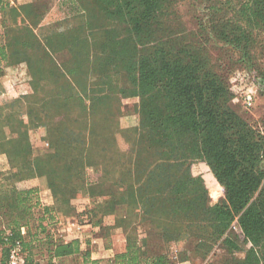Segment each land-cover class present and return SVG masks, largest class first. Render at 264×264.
<instances>
[{
	"label": "trees",
	"instance_id": "trees-1",
	"mask_svg": "<svg viewBox=\"0 0 264 264\" xmlns=\"http://www.w3.org/2000/svg\"><path fill=\"white\" fill-rule=\"evenodd\" d=\"M70 1L71 26L40 38L32 28L47 3L0 0V72L3 63L25 62L31 76L30 94L0 104V155L10 167L0 176V264L16 242L25 264L71 256L80 264H171L164 245L176 246L179 261L214 249L221 255L210 264H264V118L254 124L238 113L229 80L254 72L264 96L254 51L264 0ZM184 3L190 27L177 10ZM123 99L137 100L135 129L116 123ZM34 129L47 143L37 157ZM88 168L106 183L90 188L95 200L77 214L70 201L89 194ZM28 177H45L52 205L37 187L17 189ZM218 186L223 197L210 204ZM66 215L93 227L112 217V228L127 233L125 250L91 260L88 242L54 237Z\"/></svg>",
	"mask_w": 264,
	"mask_h": 264
},
{
	"label": "rangeland",
	"instance_id": "rangeland-1",
	"mask_svg": "<svg viewBox=\"0 0 264 264\" xmlns=\"http://www.w3.org/2000/svg\"><path fill=\"white\" fill-rule=\"evenodd\" d=\"M47 3L48 10L43 14L38 23L32 28L35 34L38 37L42 38L48 32H52L53 30L63 29L64 27L71 26V19L67 21L69 17H71V11L74 12L75 5L70 0H35V1H27V0H19L17 3L13 2V7H18L21 5L29 4V3ZM177 10L183 18V22L188 27L191 26V22L189 21L190 10L186 3L180 4L177 6ZM40 12V11H39ZM26 24V23H25ZM259 58V64L264 68V35L260 36L259 45L254 50ZM57 55L56 59L65 60V57H60ZM1 72H0V99L3 102H9L12 100H16L18 98L24 97L25 95L30 94V81L31 76L28 72L27 65L25 62L1 64ZM254 74V72H252ZM252 73H248L246 70L237 71L234 75L229 77L230 83L232 87L235 88V97L232 99V103L235 106V109L240 113L243 117H245L249 122L257 123L258 121L264 118V96L257 90L254 80H252ZM24 119V118H23ZM138 114H137V100L136 99H123L120 103V114L116 116V123L121 129H135L138 126ZM14 133H12V137ZM29 139L31 142V146L33 148V156H41L40 154H44L47 151V143L42 141L39 137L38 130H30ZM119 145L121 148H124V145L120 138H118ZM6 156L0 155V176L4 174V168L8 161H6ZM99 175L95 171L94 168H88L86 170V177H84L82 184L83 187L89 189V194L87 195H77L74 197L70 204L75 208V213H80L85 211L86 208L91 207L93 204V200L95 198H91L92 192H96L98 190V182L99 185L103 188L105 186L104 183L106 181L99 180ZM23 179V178H22ZM80 185V183L78 184ZM37 186L39 190V197L43 200L44 203H50L49 206L52 205V194L50 189L47 187V181L45 177L37 178H24L16 182L17 189H29ZM90 188L93 189L90 192ZM90 195V196H89ZM223 197V189L221 187H216L214 191L209 193V202L213 204L217 202L219 199ZM97 200H100L98 198ZM123 215H126L123 212ZM130 219V224L136 223L135 217L131 214L128 216ZM80 219V218H79ZM85 221V219H80ZM114 219L112 217H108L107 219H103V224L105 225H113ZM236 227V224H235ZM233 229V228H232ZM40 230V229H39ZM118 230H120L118 228ZM235 231V229H233ZM36 229H33V233ZM42 238V234L39 235ZM40 238V239H41ZM208 250L203 248L202 253H207ZM221 255L217 252H214V249L209 251L203 259H194L193 261H214ZM202 258V257H201ZM210 264V262L208 263Z\"/></svg>",
	"mask_w": 264,
	"mask_h": 264
},
{
	"label": "crops",
	"instance_id": "crops-1",
	"mask_svg": "<svg viewBox=\"0 0 264 264\" xmlns=\"http://www.w3.org/2000/svg\"><path fill=\"white\" fill-rule=\"evenodd\" d=\"M19 0H9L10 4L13 2H18ZM29 2L35 0H27ZM3 101L0 99V104ZM4 156V155H3ZM7 161V160H6ZM4 170V174L10 170L9 164L7 162ZM37 187V186H35ZM40 190V188H39ZM41 203L48 205L50 203H44L40 198ZM38 213L35 216L41 214V210H36ZM39 217V216H38ZM109 216H104L103 219H107ZM82 218L75 216H60V220L56 222V229H52L54 237L60 238L64 242L71 241L73 239H78L81 242L82 248L89 245L88 250L90 251V259L94 261L104 262L110 260L114 257L116 253L123 252L126 245L127 233L112 228L111 225H105L102 227H93L85 222L79 221ZM141 234V231H139ZM143 237V235H142ZM86 242H88L86 244ZM177 248L175 245L170 247L163 246L161 253H168L169 257L172 259L171 264H208L211 261H179L176 256ZM77 257H68L63 259V261H52L51 264H80L81 261H73Z\"/></svg>",
	"mask_w": 264,
	"mask_h": 264
},
{
	"label": "built area",
	"instance_id": "built-area-1",
	"mask_svg": "<svg viewBox=\"0 0 264 264\" xmlns=\"http://www.w3.org/2000/svg\"><path fill=\"white\" fill-rule=\"evenodd\" d=\"M232 228H236L235 224L232 225ZM24 232V228H21V234H24ZM8 264H25L24 255L18 242H16L9 250Z\"/></svg>",
	"mask_w": 264,
	"mask_h": 264
}]
</instances>
